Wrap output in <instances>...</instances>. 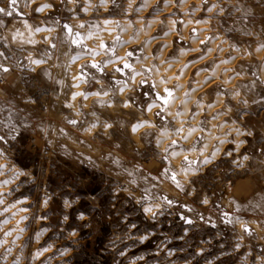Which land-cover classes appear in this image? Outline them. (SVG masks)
Here are the masks:
<instances>
[{
    "label": "rangeland",
    "instance_id": "rangeland-1",
    "mask_svg": "<svg viewBox=\"0 0 264 264\" xmlns=\"http://www.w3.org/2000/svg\"><path fill=\"white\" fill-rule=\"evenodd\" d=\"M73 1L48 0L50 7L36 14L38 3L0 0L5 10L0 12V264H264V80L259 76L264 0ZM102 18L112 20L115 31L101 42L114 49L117 37L123 42L122 21L130 25L131 39L138 23L146 29L156 21L144 40L126 48L125 61L131 65L143 57L147 40L167 30L168 20L174 33L166 62L177 61L193 49L194 38L199 39V30L188 28L185 37L182 26L202 25L198 51L173 70V75L188 71L182 97L194 84L205 85L189 105L183 135L190 128L203 132L213 127L228 134V141L202 170L197 153L187 160L182 157V168L199 170L188 179L177 177L167 155L179 149L199 151L204 136L194 135L188 144L175 140L172 145V140L160 148L155 145L157 129H177L155 97H164V90H172L176 82L157 92L150 74L139 65L140 78L119 97L117 81L126 84L134 68H123V61L105 69L103 60L114 50L76 67L80 95L70 84L65 57L89 52L81 42L83 30H98ZM76 21L83 27L80 31H72ZM20 22L50 29L48 40L40 36L32 47L17 46L19 34L11 29ZM76 33L80 44L73 42ZM151 44L149 66H156L154 57L163 44ZM254 48L262 52L260 58ZM35 62L40 65L34 67ZM91 63L101 65L103 72ZM218 64L220 81L209 83V72ZM160 78L165 81V76ZM224 78L232 89L223 86ZM218 94L223 95L221 108L209 111ZM153 102L158 104L150 118L154 127L140 130L135 140L130 128L148 120L144 110ZM200 102L206 106L191 123ZM175 107L180 111V104ZM230 127L240 133L237 150ZM217 146L214 140L207 156ZM166 167L182 187L169 173L161 175ZM154 204L155 216L145 214L143 207Z\"/></svg>",
    "mask_w": 264,
    "mask_h": 264
},
{
    "label": "bare ground",
    "instance_id": "bare-ground-1",
    "mask_svg": "<svg viewBox=\"0 0 264 264\" xmlns=\"http://www.w3.org/2000/svg\"><path fill=\"white\" fill-rule=\"evenodd\" d=\"M27 1H28V5H31L32 3H38L39 4V6L35 7V13L36 14H42L46 9H48L50 7V4H49L48 0H27ZM67 1L69 3H71L73 0L72 1L71 0H67ZM88 2L86 1V3H88ZM150 2L151 1L149 0V3ZM73 3H74V1H73ZM146 4H148V2H146ZM128 6H130V5L128 4ZM169 6H170V4H169ZM162 11H164V9ZM192 21H194V20H192ZM98 22H99V26H100L98 30H92V31H90V30H83L82 40H83V43L89 49L98 50L99 43L102 40L110 39L113 36V34H114L115 29H114V25H113V21L112 20L107 19V18H105V19L102 18ZM138 22H140V21H138ZM122 23H123V25L121 26V29H120L119 33H120L121 38H123V42H120V43H118L116 45L115 54L112 57L103 60L104 61L103 62V67L105 69H109L110 67H112V66H114V65H116L118 63L123 62V61L118 60V58L119 57H123L124 60H125V58H126V56H125V52L126 51L125 50L128 47V45H130V44H137L141 40H144L146 38V36L153 29H155V26H156V21L155 22L154 21H151V22H149L146 25L147 28L146 29H143V27L141 26L142 24L140 25V23H138V25H137L138 30L135 33V38L131 39V38H129L130 25L126 21H122ZM182 27H184L183 28V31H184L183 35L185 37H186V33L188 32L187 31L188 28H194V29L199 30V34H198L199 35V39H201V40L203 39L204 32H201L202 25H200L198 23H188V24H186L185 26H182ZM13 28H15V29H11V30H14V32H17L19 34L18 37H16L17 39L15 38L16 45L17 46L23 45V47L24 46L25 47H30V46L32 47V45L37 44L40 41V40H38V39H40V36H42L43 37V40L46 42L48 40V38H49V33L51 31L50 29L45 28V27L32 28V27H30L27 24H23L22 22H20L19 25H14ZM72 28H73L72 31H74V30L80 31V29H82L83 27L81 28L80 25H79V22L76 21L73 24ZM173 33H174V26H173V22H172V19H171V20H168V22H167V30L162 35H158V37H154V38H152V40H147L143 44V47H142L143 48V51H144L143 57L141 58V60L135 61V62L132 63V67L134 68V71H132L130 73L129 78H128V81L124 85L123 90H121V87L118 88L117 94H118L119 97H122L125 94V92L131 86H133L137 82V80L140 78V76L142 74L140 70L136 69L139 65L143 66L145 68V71H147L150 74L151 79H152V82L154 83V86H155L157 92L162 91L165 88L164 86L170 85L171 82H176L177 85L174 86L172 88V90H171L172 93H173L174 99H172L169 104L165 105L166 106V109L164 110V114H165V116L167 118H170L174 122V124L176 125L177 128H182L184 130V128H183L184 127L183 126V121H184V119H185V117H186V115L188 113L189 105L193 101V99L195 98V96H196L197 93L200 92L199 94H201V90L205 88V85H202V83L200 84L199 82L197 84H194L193 87H192V89L189 91L188 96L182 97V93H183V91L185 89V86H186V79H187L188 71L185 72L184 69H182V70H180V72H179L178 75H173V70L181 62H183L185 56L192 55V54H194V53H196L198 51L197 43H198V40L199 39L198 40H195V38H194V40L192 41V48L193 49L192 50L189 49L190 51H187L184 54H182L180 56V58L178 57L179 59L177 61L171 60L169 62L168 61L166 62L164 60V55L166 54L168 48H170V37L173 35ZM182 38H184V37H182ZM152 42H155V43L160 42V43L163 44L160 47L159 51H157L158 52L157 55L156 56L154 55L155 56L154 59H155V62H156V66H153V65L152 66L151 65L149 66L150 60L153 59L152 58V54H151V47H152L151 46L152 45L151 43ZM215 42H216V40H215ZM215 42H213V43H215ZM256 49L254 48V50L256 52V53H254V54H256L255 57L257 56V58H260L262 52L260 53L259 50L257 49L258 51H256ZM98 51L100 52V54L96 55L95 57H93L89 52H82L80 54H71V53H68L66 55V57H65V61L64 62H65L66 69H67V71L69 73V74L68 73L67 74L70 76L69 77L70 84L75 88L74 90L76 92H78L79 95H80L79 92H80V82L81 81H80L79 76L77 75L76 67L80 63L87 62V61H89V62H95L99 58L103 57V52L100 51V50H98ZM260 51H262V49ZM29 53H31V51ZM28 56H32V55L29 54ZM208 56H210V53H209ZM74 57H76L75 60L73 59ZM176 58H177V56H176ZM110 59L116 60L117 62L110 63L109 62ZM29 60L32 61V58H30ZM33 62H34V60L32 61V63ZM39 62H35L34 65L33 64L32 65L34 67L39 66L40 65ZM30 64H31V62H30ZM220 65L221 64H218L215 67L213 66L214 69L212 71L210 70L211 72H209L210 73L209 75L212 78V80H210L209 83L212 82V81H213L212 83H214L215 81H218L219 80L217 78V74H218ZM177 69H179V68H177ZM224 69H225V67H224ZM221 72H222V70H221ZM175 73H176V70H175ZM222 74H223V72H222ZM161 76H165V81L164 82L161 80V78H160ZM259 76H260L261 80H264V62L262 64H260ZM130 77H131V79H130ZM148 78H149V76H148ZM209 83H208V85H209ZM222 84H223V86L225 88L231 87V89H232V86H231L232 84L227 79L224 78ZM223 86H222V88H223ZM238 93L237 92L233 93L232 94V98L235 99L238 96ZM202 98H204V97H202ZM213 98H214V100L212 101L213 102L212 105H209L207 107L209 111L216 110V109H218L220 107V105L222 103L223 95L222 94H218V95H216ZM73 102H74V100H73ZM85 102H87V100H85ZM202 103L200 102V103L197 104V106L195 105L196 106V113H194L195 114V117H192L191 118V123H195V121L198 118V115L200 113H202V105H203ZM151 104H153V103H151ZM151 104L146 105L145 110H144L146 116L148 117V120L147 119L146 120L141 119V120H139V122L134 123L131 126V128H130V135L132 137H134L135 140L138 139V133H139L140 130L149 128V127H151L150 125H152V122L150 121V118L152 119V111L158 106V104L155 103L156 106L152 107L151 110H149V105H151ZM177 104H180L181 105L180 111H175V108H176L175 106ZM75 105L73 103V106L74 107H75ZM203 106H206V104L203 105ZM83 107H84V105H83ZM177 112L183 113V115L177 116L176 115ZM207 113H209V112H207ZM141 118H143L142 115H141ZM94 120L96 121V118ZM143 122H147V123L144 124V126H141V127H139V128H137V129L134 130V126L135 125H137L139 123H143ZM92 124H93V121H92ZM223 125H225V124H223ZM96 126H97V124H96ZM228 126H230V125H228ZM223 127L224 126L220 127L219 129L222 130ZM162 129L163 128H159V129H157V132H156L155 145L158 148L163 147L167 142H170L172 140H178V141H181L184 144H188V143H190V141H191V139L193 138L194 135L202 134L204 136V139L205 140H204V143L202 144L201 148L199 149V151H196L195 149H190V150H181V149H179V150H175L176 152L179 153V155L172 156L171 155V151L167 155L168 160L170 161V163L173 166L176 167V175H177V177L179 179H181L182 181L188 179V177L194 175L197 171L202 170V166H206V165L210 164L213 160H216L218 158V156L220 154V151L222 150L224 144L228 141L227 140L228 134H222L221 133L222 131H218L217 132V130L213 129V127H210V130L208 129L209 131H204L203 130V132H200V130L198 128H193L194 131H192L190 134H189V131H188L187 135H185V136L183 135V132L184 131H182L180 134H176L174 129H173L174 131L173 130L171 131V130L168 129V133H169L168 136H161ZM229 133L230 134L231 133H234V140H233L234 143L233 144L235 145V149L237 150V148L240 146V144H239L240 142H237V139L236 138H237V134H240V133H238V131H234V129L231 128V127L229 129ZM238 136H240V135H238ZM184 137H187V139H185ZM214 140H217L218 146H217L216 149H214L211 152L210 156H207V152L209 150L210 144L212 142H214ZM158 141H160V143H157ZM196 153L201 158V165H200L201 168H199V170H188L187 172L182 171V169H184V168H182L180 166V159L182 157H184V156L185 157H193L194 155H196ZM157 206H158V204H154L151 207L152 208H156ZM144 207H148V206H144ZM144 207H143V209H144ZM145 214H150V213H146L145 212ZM239 224H240V222H237V226ZM254 229L255 230H258L257 227H254Z\"/></svg>",
    "mask_w": 264,
    "mask_h": 264
},
{
    "label": "snow or ice",
    "instance_id": "snow-or-ice-1",
    "mask_svg": "<svg viewBox=\"0 0 264 264\" xmlns=\"http://www.w3.org/2000/svg\"><path fill=\"white\" fill-rule=\"evenodd\" d=\"M12 3H15V0H12ZM4 11H5L4 9H0V12H4ZM38 30H39V29H38ZM90 35H91V34H90ZM77 36H79L78 33H77ZM73 42H74V43H77V44H80V40H79V39L74 40ZM116 43H120L118 37H117ZM99 49H100L101 51H113V52H114V50H115L113 47H106V45H105L103 42L100 43V45H99ZM88 51H89V53H90L93 57H95L96 55L100 54V52H99L98 50L89 49ZM129 55H130V54H129ZM73 59L75 60L76 57H74ZM118 60H120V61H124V63H123V68H127V69H129V70H132V65L129 64V63H127V62L124 60L123 57H119ZM109 62H110V63H115V62H117V61H116V60H113V59H110ZM90 67L96 69L97 71L103 72V68L101 67V65H99V64H97V63H92V64L90 65ZM3 70H4V71H8V69H6V68L3 69ZM115 71H116V72H121L122 69H121V68H116ZM130 79H131V77H130ZM143 82H144V81L142 80L141 83H143ZM117 83H120V84H121V90H123V87H124L125 82L117 81ZM165 92L167 93V96H165V97H159V93H157V96H158L160 99H162L164 105H167V104H169V103L171 102L172 99H174V97H173V93H172L171 90L165 89ZM106 94H107V93H105V95H106ZM96 95H99V93H96ZM186 95H187V93H186ZM154 106H156V105H155V102H153V104L149 105V110H151V108L154 107ZM157 115H159V113H157ZM176 115H177V116H180V115H183V113L177 112ZM71 123H75V122H74V121H71ZM146 123H147V122H143V123H139V124L135 125V126H134V130L137 129V128H139V127H141V126H144V124H146ZM94 126H95V125H93V127H94ZM150 126H153V127H154V125H150ZM108 127H111V126L108 125ZM182 131H183L182 128H177V129H175V133H176V134H180ZM192 131H194V129H190V130H189V134H190ZM168 134H169V133H168V129H167V127H164V128L162 129V131H161V136H168ZM184 138L187 139V137H184ZM157 143H160V141H158ZM176 143H177V141H175V140H173V141L171 142L172 145H175ZM169 147L171 148V145H170ZM168 151H169V149H165V152H166V153H167ZM171 155H172V156H177V155H179V153L176 152L175 150H172V151H171ZM164 158L167 159V157H164ZM185 159L187 160V157H186ZM2 167H3V166H0V168H2ZM182 171L187 172L188 169H182ZM169 172H171V168H170V167H166V168L162 171L161 175H168ZM21 174H22V173H20V172H17V173H16V175H21ZM170 178L173 180L174 183H176L177 187H182V185L179 183V181L176 180L175 175H172ZM4 183L7 184V183H9V181H4ZM0 203H3V200H0ZM168 203H171V201H168ZM143 211L146 212V213H150V214H152L153 217L155 216V213H154L153 208H152L151 206L144 207ZM13 215H15V214H13ZM5 222H6V221H5ZM133 226H134V225H133ZM20 231H24V229H21ZM141 239H146V237H141Z\"/></svg>",
    "mask_w": 264,
    "mask_h": 264
},
{
    "label": "water",
    "instance_id": "water-1",
    "mask_svg": "<svg viewBox=\"0 0 264 264\" xmlns=\"http://www.w3.org/2000/svg\"><path fill=\"white\" fill-rule=\"evenodd\" d=\"M17 14H18L19 16H22V15H21L20 13H18V12H17ZM63 27H64V30H65L66 33H68V34L71 33V28H70V26H68L67 24H64ZM75 37H76L75 40H77V38H79L80 36H77V33H76V34H75ZM81 42H83V40H81ZM87 49H88V48H85L84 50H87ZM91 64H92V63H91ZM122 66H123V64H122ZM164 93H165V96H167V93L165 92V90H164ZM165 96H164V97H165ZM155 97H156V99H157L161 104H163L162 99L159 98V97H162V96L159 95V97H158L157 94H156ZM163 105H164V104H163ZM195 164H196V163H194V166H195ZM172 175H175V174H173V173H169V176H170V177H171ZM175 177H176V175H175ZM245 230L247 231L248 228L245 227Z\"/></svg>",
    "mask_w": 264,
    "mask_h": 264
},
{
    "label": "trees",
    "instance_id": "trees-1",
    "mask_svg": "<svg viewBox=\"0 0 264 264\" xmlns=\"http://www.w3.org/2000/svg\"><path fill=\"white\" fill-rule=\"evenodd\" d=\"M83 263H85V264H89V261H85V262H83ZM83 263H81V264H83ZM76 264H80V263H76Z\"/></svg>",
    "mask_w": 264,
    "mask_h": 264
}]
</instances>
